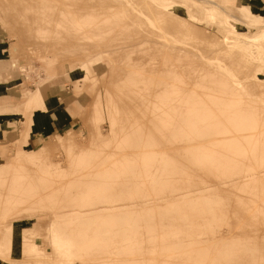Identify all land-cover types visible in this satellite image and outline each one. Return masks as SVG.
I'll return each mask as SVG.
<instances>
[{
    "label": "rangeland",
    "instance_id": "374dc122",
    "mask_svg": "<svg viewBox=\"0 0 264 264\" xmlns=\"http://www.w3.org/2000/svg\"><path fill=\"white\" fill-rule=\"evenodd\" d=\"M156 1L169 9L173 15L184 17L188 25L196 29L198 33L196 36L199 35L208 42H205L203 38L198 39L195 35L192 37L193 42L192 38L190 39L183 32L180 36L181 31L179 32L178 27L176 28V17L171 21L176 22L172 23L174 30L172 27L170 29L171 25H167V22L164 23V28L167 26L165 30L170 29L171 31H168L172 32L171 34L164 31L160 24L163 30L158 29L165 37L162 35L159 38L160 33L156 34L159 40L156 42L157 39H150L148 37L150 35L146 34L148 37L146 39L142 35L146 30L142 28L139 21L138 24L136 23L137 18L132 17L124 7L128 5L131 10H137V6L145 7L142 3H129L128 1L117 4L112 1L99 3V0H85L84 2L82 0H29V2L28 0H0V92L4 95L7 89H10L12 94L17 95L24 107L18 140L24 134L25 149L29 150L37 148L50 138H58L67 134L73 138L75 136L74 139H78V142L86 148V150L75 151L74 148L64 144L65 148L63 143L57 142L52 149L49 147L43 152V154L47 152L45 154L47 160L43 155V161H28L14 156L18 140L4 147L0 146V221L3 217H9L5 219L6 222L12 221L0 228V236L5 235L0 237V242L25 233L34 236L44 248L43 252L47 253L51 242L45 240V235H51L52 231L63 233L73 238L72 244L77 250L74 251L75 256L70 258L69 264H166L167 262L174 263L182 258L183 261L191 260L192 262H189L192 264L193 262L195 264H264V220L263 222L261 220L264 218L262 216L264 211H261L264 208L262 206L264 205V82L257 86L250 76L256 73L258 77L264 78V42L258 45L251 44V51L253 50L254 54L251 56L246 54V48L236 46L232 51L230 49L227 51L222 50L225 48L222 46L223 43L220 45L216 43L220 50L218 46L217 49H213L215 45L209 44L210 38L217 39L219 42L228 34L240 37L243 34L255 35L261 31L264 28V0ZM257 1L263 5L258 9H251L252 13L250 17H247L245 13L248 8L245 6L247 3H257ZM109 4L112 5V9L109 8ZM113 6L117 7L116 11L122 7V11L116 12ZM149 7L147 12L149 10L152 12V7L150 9ZM68 8L70 9L69 15ZM80 8L86 10V14L82 12V15L83 10ZM72 9L77 10V13ZM138 12L148 19V13L145 10ZM55 13H61L60 18L67 14L66 27H58L56 17L59 19V16ZM121 14L126 15V18H124L125 25L119 28L117 22L112 19L115 15L120 16ZM87 18L90 22H84V24L87 25L86 32L89 33L81 34V37L87 38L84 40L85 44L93 45L90 46L92 49L98 47L99 49L95 51H110L98 63L90 59L92 65L90 69L86 65L81 66L78 63L80 60H77L80 59V57L77 58L80 48L75 44L83 42V38L75 40L64 38L70 26H73L70 21ZM113 26H117L116 32L111 30ZM137 26L140 27L139 32L142 31V34L136 33L135 27L137 29ZM54 28H60L59 31L63 29L64 35L63 32L57 33L58 30L55 31ZM158 29L157 32H159ZM202 33L207 35L204 36ZM57 35L60 38H57ZM166 36L172 41L168 38L166 40ZM169 43L172 47L175 44L177 47L171 49ZM249 43L251 42L243 41L239 44L247 46ZM65 44L68 47L72 45V48L66 49ZM112 50H115V53L111 52ZM71 51L76 52L77 55L75 56L74 52L73 55H67L69 52L72 54ZM242 57H244L243 62ZM241 66L248 67L246 69L248 73L252 72L250 75L246 73L249 77H244L247 81L240 88L247 98L245 101H241L238 94L223 93L226 90L221 79L224 73H231L236 77L234 73H239L238 70L236 69L237 72L232 70ZM170 67L186 75L183 85L180 83L183 89L187 88V91L194 90L197 93L193 96L198 99V102L192 113L199 117H196L197 123H206L204 119L207 120L209 117V124L213 120L219 122L218 116H215L217 114L223 117V120L220 117V123L224 122L228 126V121L237 120L239 125L242 123L245 127L229 125L227 134L222 133L219 136V138L224 137V140L227 137V143L220 140V144L217 145H210L213 141L209 137L195 133V141H189L181 147L175 144L174 147L169 143L172 139L171 134L167 137L168 139L166 138L169 140V142L166 141L169 145L164 144L162 148L166 150L169 146L172 149V145L174 147L172 151H165L161 147L155 150L159 146L154 147L151 143L156 140L153 135L156 132L148 128L151 124L154 126V122L156 126L160 124L154 121L156 119L153 112L163 106L158 105L157 109L154 108L157 104L155 105L153 100L155 99L156 102L155 92L158 84L163 79L167 80L164 69H170ZM129 72L135 80L129 76ZM155 79L156 81H153ZM150 83L151 87L145 88V85H150ZM153 87L156 89L154 90ZM38 91H41L40 100L35 103L28 100V97ZM120 92H122L121 95H118ZM146 94L149 98H146ZM53 95L60 104L67 103V110L75 118V124L69 125L57 133V136L34 140L29 144L34 113L46 108L57 109L58 107L55 99L46 101L44 98V96L50 98ZM149 95H153L154 99H151ZM220 98L221 103L218 102ZM6 99L8 98L3 97L1 103L4 104ZM150 104L152 110L149 107ZM141 108L145 109L142 111ZM168 109L171 108L168 107ZM161 110L160 112L157 110V115L161 113ZM203 112L206 115H203ZM171 113L173 114L172 111ZM148 114L153 116L154 124ZM158 116L160 117L161 114ZM170 116L166 112L164 118H160L165 119L166 124V120L170 123L174 119ZM240 116L242 120H239ZM145 118L151 123L145 124L147 131L146 128L144 129L146 132L149 131L150 135L144 131L149 137L143 131L139 133L141 129L138 128L143 125L141 127H139L140 124L136 125L139 122L146 123ZM133 120L139 121L133 123L136 127L131 126ZM128 121L131 125H127ZM214 121L211 125L215 124ZM152 126L151 128L154 129L155 126ZM126 128L136 130L135 134L138 139L135 135V140L130 139L134 132ZM156 128L154 130L158 131L159 128ZM173 128L170 127L171 130ZM170 129L167 130L170 131ZM232 129L236 133H232ZM94 130L97 132L95 135ZM89 132L92 134L90 135ZM128 136L132 141H128L130 145L125 142ZM150 136H153L154 141L150 140L152 142L146 148L147 141L145 143V140H149ZM157 145L160 144L157 143ZM150 146L152 148H149ZM177 148L181 151L180 153ZM211 148L214 150L213 153H211ZM158 150L161 153L157 152ZM183 151H185L184 154ZM145 152L148 155L144 154ZM215 154L221 156L219 158L222 159L213 160ZM146 155L148 157L144 159ZM157 157L159 161L154 160ZM166 157L171 158L172 163L177 164L180 169L184 168L183 163H186L187 172L183 176L184 179L181 177L177 180L176 178L177 182L174 184L176 188L167 195H163L160 173L155 166L160 165L159 162L163 163L162 160ZM156 160L158 162H154ZM142 161H145V164ZM10 163L13 164L10 165ZM146 163L150 164V167ZM125 171H130L132 174L124 175ZM229 173L230 176H228ZM257 189L259 194L256 192ZM254 202L255 206L252 205ZM72 207L75 210L71 209ZM250 215L258 216L255 220ZM177 226H180L181 231L172 233ZM165 229L172 231H169L168 235L173 237V241L167 242L162 239L167 235ZM160 236H162L161 239ZM19 244L20 242L16 243V245ZM19 249L20 247L16 246L15 250L18 253L14 252L16 253L15 258L23 260ZM98 251H103V253L97 254ZM185 256L188 258L186 259ZM40 258L45 259V255ZM57 258L66 259V256L58 255ZM31 260H28V263L34 264L33 261L30 262ZM0 264L12 263L2 262L0 258Z\"/></svg>",
    "mask_w": 264,
    "mask_h": 264
},
{
    "label": "bare ground",
    "instance_id": "6f19581e",
    "mask_svg": "<svg viewBox=\"0 0 264 264\" xmlns=\"http://www.w3.org/2000/svg\"><path fill=\"white\" fill-rule=\"evenodd\" d=\"M34 1V0H33ZM42 1V0H41ZM65 1H67V0H65ZM73 1V0H72ZM74 1H76V0H74ZM83 2L85 1V0H82ZM87 1H89V0H87ZM91 1V0H90ZM97 1V0H96ZM100 2L99 3H110L111 1L112 2H114V4H117V3H126V2H124V1H128L129 3L130 2H134V3H142V5L143 6H145V7H136L137 8V10L135 11V10H131V8L128 6V5H124V7L127 9V11H128V13L132 16V17H135V18H137L136 19V23L139 21L140 23H141V26H142V28L144 29V30H146L143 34L141 33V32H139V28L140 27H138L137 29H136V27H135V30H136V33L137 32H139V33H141L142 35H144V37L147 39L148 37L150 38V39H157V36H156V34H158V33H160L159 35L160 36H158L159 38H161V36L163 35V34H161V32H160V30L162 31L163 30V28H164V26H165V22H167V25H171L170 26V29H172L173 28V30H174V27H172V26H174V25H172V23L173 22H175V21H173V22H171L172 21V19L173 18H175L176 19V21H177V26H176V28L177 29H179V32L181 31V35L180 36H182V32H183V34L184 35H186L187 37H193L194 35H195V37H198V39L199 38H203V37H199V35L198 36H196L198 33H197V31H195L196 29H193L192 28V26H190V25H188V22L184 19V17H182V16H180V15H177V16H175V15H173V13L169 10V9H167L166 7H164L162 4H159L156 0H99ZM23 2V1H22ZM21 2V3H22ZM28 2H29V0H28ZM95 2V1H94ZM19 3V2H18ZM32 3V2H31ZM45 3V2H44ZM79 3H81V2H79ZM145 3V4H144ZM250 3H253V2H250ZM113 4V5H114ZM152 4V5H151ZM244 4V3H243ZM134 5V4H133ZM62 6V5H61ZM132 6V5H131ZM149 7V9L152 7V12L149 10V12L152 14V15H150V13L149 12H147L148 10H147V8ZM47 7H49V6H47ZM112 7V5L110 6V4H109V8H111ZM113 7H115V11H116V9H117V7L116 6H113ZM135 7V6H134ZM246 8H248L247 9V11H246V13H245V15L247 16V17H250V14L252 13V11H251V8H252V5L251 4H247L246 6H245ZM46 8V7H45ZM65 8V7H64ZM77 8V7H76ZM84 8V7H83ZM83 8H80V10L82 9L83 10ZM118 8H119V6H118ZM121 9H122V7H120ZM139 8H140V10H139ZM146 8V9H145ZM47 9V8H46ZM67 9V8H66ZM69 9V8H68ZM78 9V8H77ZM87 9H89V8H87ZM112 9V8H111ZM120 9V10H121ZM142 9L143 10H145L146 11V13H148V19L147 18H144V17H142L140 14H139V12L138 11H142ZM54 10V9H53ZM58 10V9H57ZM61 10V9H60ZM63 10V9H62ZM73 11H74V9H72ZM119 10V11H120ZM59 11V10H58ZM64 11V10H63ZM69 11H70V9L67 11L68 12V15H69ZM72 11V12H73ZM77 11V10H76ZM76 11H74V12H76ZM91 10H89V12H90ZM119 11H116V12H119ZM122 11V10H121ZM52 12V11H51ZM65 12V11H64ZM84 13V14H86L85 12H86V10H83V11H81V13ZM116 12H115V14H116ZM77 13V12H76ZM78 13H80V12H78ZM81 13H80V15H81ZM83 13H82V15H83ZM114 13V12H113ZM123 13V12H122ZM56 15L58 14V13H55ZM61 14V13H60ZM60 14H58V16L60 15ZM74 13H72V15H73ZM119 14V13H118ZM50 15H52V14H50ZM55 15V16H56ZM75 15V14H74ZM77 15H79V14H77ZM114 15V14H113ZM122 15V16H121ZM120 16L119 15H115V17H113V21H116L117 22V24H118V26H119V28L121 27V26H123V25H125V21H124V18H126V15H124V14H121ZM41 16V15H40ZM46 16V15H45ZM83 17H85V16H83ZM121 17V18H120ZM42 18V17H41ZM71 18V17H70ZM79 18H81L80 16H79ZM115 18V19H114ZM178 18V19H177ZM46 19V18H45ZM54 19H55V17H54ZM54 19H53V21H54ZM69 19V18H68ZM35 20H37V19H35ZM72 20H73V18H72ZM122 20V21H121ZM33 21H34V19H33ZM40 21V20H39ZM38 21V22H39ZM45 21H47V22H51L50 20H45ZM123 21H124V23H123ZM56 22H57V24H58V27H60V26H62V27H66V22H67V14L66 15H64V16H62L61 18H60V16H59V19L56 17ZM84 22L85 23H89L90 22V19H80V20H77V19H75V21H73V22H71L70 21V23H72L73 24V26H70V28H72V29H68V31L66 32L67 34L65 35V37L64 38H66L67 40H68V38H70L71 40H73V38H74V40L75 39H79L80 37H81V34L82 35H85L86 33H89V32H86V26L87 25H85L84 24ZM121 22H122V24H121ZM161 22H163V23H161ZM33 23V22H32ZM40 23V22H39ZM176 23V22H175ZM175 23H173V24H175ZM68 24V23H67ZM121 24V25H120ZM138 24V23H137ZM145 26V27H143V25ZM160 24H162V26H163V28L161 27V25ZM164 24V25H163ZM70 25V24H69ZM128 25V24H127ZM131 25L133 26V24L131 23ZM131 25L129 24L128 26H130L131 27ZM168 26V27H169ZM172 27V28H171ZM39 28V27H38ZM97 28V27H96ZM122 28V27H121ZM125 28V27H124ZM133 28V27H132ZM158 28H160V30L158 29ZM166 28H167V26H166ZM166 28H164V31H166L165 29ZM40 29V28H39ZM56 29V30H55ZM59 29L60 28H54V30L55 31H57L58 30V32L57 33H62L63 32V35H64V32L65 31H63V29H62V31H59ZM157 29L159 30V32H157ZM170 29H168V30H170ZM43 30V29H42ZM45 30V29H44ZM61 30V29H60ZM112 31H114V32H116L117 30H118V28H117V26H113L112 27V29H111ZM133 30H134V28L132 29V32H133ZM167 30V31H168ZM172 30V31H173ZM176 30V29H175ZM37 31H38V29H37ZM120 31H121V29H120ZM166 31V32H167ZM171 31V30H170ZM201 31V30H200ZM169 32V31H168ZM173 32H175V31H173ZM170 33V32H169ZM172 33V32H171ZM170 33V34H171ZM176 33H178V31L176 32ZM141 34H139V35H141ZM150 35V36H148L147 37V35ZM174 34V33H173ZM172 34V35H173ZM203 34V33H202ZM60 35V34H59ZM59 35H57L58 37L57 38H60V36ZM80 35V36H79ZM146 35V36H145ZM204 36L205 35H207V34H203ZM36 36V35H35ZM164 37H165V35H163ZM37 37V36H36ZM63 37V36H62ZM133 37H136V36H133ZM153 37V38H152ZM184 37V36H183ZM206 37H208V36H206ZM81 38H83V42H80V44L78 43V44H75V43H77V42H75L74 44H75V46L76 45H79L78 47L80 48L79 49V51H80V53L78 54V56H77V58L78 57H80V59H77V58H75V59H77V60H80L78 63H80V65L81 66H84V65H86V67H88L89 69L90 68H92V65H91V61H90V59H94V63H98L102 58H104V55H107V53L109 52L110 53V51H107V50H102V51H95V50H98L99 48L98 47H95L94 49H92V48H90V46L92 47L93 45H88L87 43V45L85 44V42H84V40H86L87 38L86 37H81ZM167 38H168V40H170L171 38H169V37H167L166 36V40H167ZM189 38H186V39H189ZM190 38V39H191ZM214 38V37H213ZM142 39H144V38H142ZM189 39V40H190ZM197 39V38H196ZM204 39V38H203ZM208 39H209V37H208ZM136 40V39H135ZM134 40V41H135ZM139 40V39H138ZM192 40H193V42H194V39L192 38ZM202 40V39H201ZM205 40V39H204ZM204 40H202V41H204ZM210 40V42H209V44H213L212 46H214L215 48H213V49H217V48H219V45H220V43H223L224 45H222L223 47H225L224 49H222V50H227V51H232V49H234V47H236V46H238V47H242V48H246V54L248 55V56H251L252 54H253V50L251 51V48H252V43L253 44H256V45H258L259 43H261V42H264V28L261 30V31H259L257 34H255V35H248V34H243V36H235V35H233V34H228V35H226L225 37H223V39L222 40H219V42H218V40L216 39V40H213L212 38H210L209 39ZM212 40V41H211ZM140 41H143V40H140ZM145 41V40H144ZM156 42L157 41H159L158 39L157 40H155ZM171 41H172V39H171ZM197 41V40H196ZM207 40H205V42H206ZM221 41V42H220ZM243 41H247V42H251V43H249L247 46H244L243 44H239L240 42H243ZM88 42V41H87ZM132 42V41H131ZM130 42V43H131ZM137 42V41H136ZM146 42V41H145ZM154 42V41H153ZM174 42V41H173ZM172 42V43H173ZM199 42V41H198ZM201 42V41H200ZM208 42V41H207ZM138 43V42H137ZM140 43V42H139ZM142 43V42H141ZM163 43H164V41H163ZM203 43V42H202ZM215 43V44H214ZM216 43L217 44H219V45H217L216 46ZM117 44V43H116ZM142 44H144V43H142ZM155 44H157V43H155ZM170 44V43H169ZM175 44V43H174ZM173 44V45H174ZM197 44V43H196ZM67 44H65V46H66ZM129 45V44H128ZM153 45V44H152ZM162 45V44H161ZM164 45V44H163ZM211 45H210V48H211V51H213V49H212V47H211ZM56 46V45H55ZM64 46V47H65ZM72 46V45H71ZM70 45H69V47H71ZM96 46V45H95ZM115 46V45H114ZM138 46V45H137ZM143 46V45H142ZM141 46V47H142ZM158 46V45H157ZM165 46V45H164ZM169 46H171V49L173 48V47H177L176 46V44H175V46H173L172 47V45L170 44ZM67 47H68V45H67ZM67 47H65L66 49H69V47L67 48ZM116 47H118V46H116ZM179 47V46H178ZM217 47V48H216ZM231 47H233V48H231ZM72 48V47H71ZM77 48V47H76ZM115 48V47H114ZM131 48V47H130ZM133 48V47H132ZM138 48V47H137ZM153 48H155V47H153ZM167 48H168V41H167ZM209 48V49H210ZM59 49V48H58ZM66 49H64V50H66ZM158 49V48H157ZM169 49V48H168ZM176 49H178L179 50V48H175V50ZM230 49V50H229ZM62 50H63V48H62ZM62 50L60 51V52H62ZM131 50V49H130ZM218 50H220V48L218 49ZM59 51V50H58ZM115 51V50H114ZM113 50L111 51V52H114ZM128 51V50H127ZM210 51V52H211ZM65 52V51H64ZM72 52V54H70V52H69V54H67V55H73V52L74 51H71ZM75 54V56L77 55V53L76 52H74ZM115 53V52H114ZM221 53H222V51H221ZM256 53V52H255ZM64 53H62V55H63ZM81 54V55H80ZM137 54V53H136ZM178 54H180V53H178ZM209 54V53H208ZM214 54V53H213ZM218 54H219V52H218ZM240 54V53H239ZM238 54V55H239ZM245 54V55H246ZM257 54H260V52H257ZM61 55V54H60ZM246 55V56H247ZM254 55V54H253ZM112 56H113V54H112ZM242 56H243V54H242ZM255 56H257V55H255ZM259 56V55H258ZM55 57V56H54ZM53 57V59L55 60V58ZM260 57V56H259ZM112 58H114V57H112ZM244 57H242V59H241V61L243 62L244 61V59H243ZM256 58H258V57H256ZM58 59V58H57ZM153 59V58H152ZM246 60H247V58H245ZM76 60V61H77ZM151 60V59H150ZM113 61V60H112ZM114 62V61H113ZM246 62V61H245ZM248 63V66H249V61L247 62ZM168 64V63H167ZM245 66V65H244ZM141 69V68H140ZM235 70H232V71H236L237 72V70H238V72L239 73H234V74H236V77H238V78H236L235 77V75H233V74H231V73H229V74H226V73H224L222 76H221V79L223 80V86H224V89L226 90V92H223V93H228V92H230V93H232V94H238V95H240V100L241 101H245V100H247V98L244 96V93H243V91H242V89H240L241 87H242V85H243V83H245L246 81H247V78H244L245 76L246 77H249V75L252 73H248V71H246V69H248V67H243V66H241V67H238V68H234ZM237 69V70H236ZM164 71H165V75H166V78H167V80H165V79H163L159 84H158V89H157V91L155 92V94H156V96H157V99H156V102H155V99L153 98L154 96V90L156 89V88H154L153 87V92H152V96L151 95H149V96H151L150 98L151 99H154L153 101H154V103H155V107H154V105H153V107L154 108H158V105H159V107L161 106H163L162 108H163V110H161V109H157L158 110V112H160V110H161V113H159L158 115H160L161 114V118H164L163 116L166 114V112L169 114V116L172 114H170V112L172 111L173 112V114H175V115H173L172 114V116H170V117H174V122H173V120H171L172 122H168V120H169V117H168V115H166V117H167V119L168 120H166V124H165V119H161L158 115H157V110H155V109H153V110H155L153 113L155 114V116H154V118L156 119V120H154V118H153V116H150L149 114V118L152 120V123L154 122V121H158L160 124L159 125H157L158 126V128H156L157 126H156V122H154L155 123V127L154 126H152V124L151 123H149V119L147 120L146 118V120H145V122L146 123H143L142 124V122L140 123L139 121H137L136 122V120L134 121V122H132L131 124H130V122L127 124V125H131V126H135V124L133 125V123H138V124H136V125H139V127H141L142 125L144 126H142L141 128H138L139 130V133L141 132V131H145L144 129L146 128V131H147V126H145V124H147V125H149V124H151V125H149V127L150 128H148V130H153L154 131V133L155 134H153L154 135V140H153V136H150V138H149V140H145V143H146V141H147V145H146V148H148V144H150L152 141H154V142H152L151 144H153L152 146H154L155 147V145L158 147V148H155V150H157V149H159L160 147L162 148V147H164V144H165V146L166 145H169V144H167V142H169V140H167L168 138V136H170L171 134V136H172V139H171V141L169 142V143H171L173 146L175 145V144H177L178 145V147L180 146H184L185 144H187L189 141H195V138H194V134L196 133V134H198V135H200V136H207V137H209L210 138V140L211 141H213V144H211L210 143V145H217L218 143L220 144V140H224V137H222V138H219V136L222 134V133H226L227 134V130H229V129H227V127L230 125H232V127H245V124L243 125L242 123H240L241 125H239V123L237 122V120H233V121H228V126H227V124H225L224 122L223 123H220V119L222 118V120H223V117H219V115H217V114H215V116L217 117L218 116V120H219V122L218 121H214V123L215 124H213V125H211L212 124V122H211V124H209V122L210 121H208L209 119H210V117H209V119H207L206 120V118L204 119L203 117H201V119L203 118L205 121H206V123H203V124H199V123H197L198 121H196V120H198V119H196V117L197 116H195L194 114V117H193V115H192V113L194 112V110H195V108H196V103L198 102V99H196V98H194L193 96H195L197 93H195V91L194 90H188L187 91V88L185 89H183V82H185V74H183L182 73V71H179V70H174V69H171V67H170V69H164ZM164 73V72H163ZM246 73H248V74H246ZM245 74V75H244ZM129 76H131L130 75V72H129ZM149 76V75H148ZM251 76V80H252V82H254L257 86H259V85H261L263 82H264V78H261V77H258L257 76V74L256 73H253V74H251L250 75ZM158 77V76H157ZM156 77V78H157ZM131 78L133 79V80H135V78L134 77H132L131 76ZM155 78V77H154ZM159 78V77H158ZM160 80V79H159ZM143 81V80H142ZM153 81H156V79L155 80H153ZM248 82H250V81H248ZM180 83L182 84L181 86H180ZM185 84V83H184ZM154 85H156V84H154ZM151 87V83H150V85L148 84H146L145 85V88H150ZM144 89V88H143ZM181 89H182V91H181ZM145 91V90H144ZM186 91V92H185ZM151 92V91H150ZM182 92V93H181ZM121 93L122 92H120V94H118V95H121ZM229 93V94H230ZM148 94V93H147ZM147 94H146V98H149L148 96H147ZM114 95V94H113ZM193 97V98H192ZM40 98H41V94H40V92L38 91V92H36V93H34L33 94V96L31 97V102L32 103H35L36 101H38V100H40ZM242 98V99H241ZM151 99L149 100V102L151 101ZM224 99V98H223ZM117 100V99H116ZM147 100V99H146ZM152 101V102H153ZM168 101H170V102H168ZM172 101V102H171ZM219 101H222L221 100V98L218 100V102ZM224 101V100H223ZM227 101V100H226ZM229 101V100H228ZM124 102V101H123ZM151 102V103H152ZM206 103H208V102H206ZM219 103H221V102H219ZM228 103V102H227ZM123 103H121V105H122ZM148 104V103H147ZM223 104H225L224 102H223ZM152 105L150 104V106L149 107H151ZM148 107V108H149ZM168 107L169 108H171V109H168ZM139 109V108H138ZM142 109V111L145 109H143V108H141ZM141 109H140V111H141ZM151 110H152V107L150 108ZM149 109V110H150ZM204 109V108H203ZM167 110H169V111H167ZM198 110V109H197ZM196 110V111H197ZM131 111V110H130ZM136 111V110H135ZM134 111V112H135ZM162 111H164V112H162ZM195 111V112H196ZM206 111H208V109L206 110ZM133 112V113H134ZM151 112V113H152ZM130 114H131V112H129ZM132 113V114H133ZM136 113H138V112H136ZM135 113V114H136ZM145 113V112H144ZM148 113V112H147ZM150 113V112H149ZM152 113V114H153ZM162 113L164 114V115H162ZM196 114H197V112H196ZM205 114V112H203V115ZM137 115V114H136ZM157 115V116H156ZM198 115V114H197ZM206 115V114H205ZM142 116V115H141ZM210 116H212V115H210ZM130 117V116H129ZM128 117V118H129ZM140 117V116H139ZM208 117V116H207ZM213 117V116H212ZM238 117V116H237ZM143 118V117H142ZM197 118H199V117H197ZM215 118V117H214ZM140 119H141V117H140ZM158 119H161V120H158ZM171 119V118H170ZM188 119V121H185V120H187ZM216 119V118H215ZM225 119V118H224ZM243 118H242V116H240L239 117V120H242ZM129 120V119H128ZM151 120H150V122H151ZM154 120V121H153ZM163 120V121H162ZM181 120V121H180ZM200 120V119H199ZM132 121V120H131ZM236 121V122H235ZM143 122H144V120H143ZM163 122V124L161 125V123ZM204 122V121H203ZM153 123V124H154ZM208 123V125H206ZM92 125V124H91ZM250 125V124H249ZM130 126V127H131ZM151 126L152 127H154V129L156 128V129H158V131L156 130H154L153 128H151ZM248 126V125H247ZM251 126V125H250ZM125 127V126H124ZM127 127V126H126ZM136 127V126H135ZM170 127L171 128H175V130H174V128L171 130L170 129ZM249 127V126H248ZM254 127V126H253ZM92 128V127H91ZM229 128V127H228ZM231 128V127H230ZM88 129H90V128H88ZM92 129H94V127L92 128ZM97 129V128H96ZM126 129H128L129 131L132 129V128H126ZM136 129V128H135ZM167 129H170V131L169 130H167ZM234 129V128H233ZM232 129V130H233ZM238 129V128H237ZM91 130V129H90ZM235 130V129H234ZM234 130H233V132L232 133H236V131L234 132ZM95 131V130H94ZM127 131V130H126ZM128 131V132H129ZM131 131H133V130H131ZM136 131V130H135ZM135 131H133L134 132V134H132L133 132H130L133 136L130 138V139H133V140H135L137 137H136V135L137 134H135L136 132ZM145 131V132H146ZM209 131V132H208ZM231 131V130H230ZM92 132V131H91ZM128 132H127V134H128ZM144 132V134H146V133H148V132H146L145 133ZM151 132V131H150ZM170 132V133H169ZM238 132V131H237ZM97 132L95 131V133H94V135L96 134ZM129 133V134H130ZM138 133V134H139ZM229 133V132H228ZM232 133H230L231 135H232ZM66 134V133H65ZM71 134V133H70ZM89 134H90V132H89ZM92 134V133H91ZM90 134V135H91ZM67 135V134H66ZM64 135V136H60V137H58V138H50V140L49 141H46V142H44V143H42V144H40L37 148H33V149H29V150H26L25 149V143H26V139H25V135L23 134L22 135V137H21V139H19L18 140V144L16 145V152L14 153V156H19V159H24V160H44V156H45V154L47 153H45V154H43V152L44 151H46L49 147H50V149H52V147L53 146H55V143H57V142H61V143H63V145L64 144H66L67 146H69L70 148H74L75 149V151H77V150H86V148H85V146L84 145H82L80 142H78L79 140L77 139H74L75 138V136H74V138L72 137V136H69V135ZM89 135V137L91 138V136ZM134 135H135V137L136 138H134ZM140 135V134H139ZM147 135V134H146ZM146 135H144V136H146ZM148 135H150L149 133H148ZM147 135V136H148ZM156 135H157V138H156ZM57 136V135H56ZM97 136V135H96ZM129 137L130 136H128V139H126L127 141H125L127 144H129L130 142H132V141H130V139H129ZM149 137V136H148ZM148 137H146L147 139H148ZM258 137V136H257ZM140 138V137H139ZM167 138V139H166ZM171 138V137H170ZM226 138L227 137H225V142L227 141L226 140ZM231 139H232V137H230ZM229 137H228V139H230ZM94 139H95V137H94ZM138 139V138H137ZM92 140V139H91ZM144 140V139H143ZM150 140H152V141H150ZM89 141V140H88ZM128 141H130V142H128ZM148 141H149V143H148ZM167 141V142H166ZM221 141V142H222ZM92 142H93V140H92ZM97 142V141H96ZM233 142V141H232ZM89 143V142H88ZM157 143H159L160 145H157ZM227 143V142H226ZM230 143V142H229ZM90 144V143H89ZM93 144V143H92ZM170 144V145H171ZM66 145H64L65 146V148H66ZM130 145V144H129ZM171 145V148L173 149L174 147ZM11 147H13V146H11ZM177 147V146H176ZM222 147V146H221ZM232 147H233V145H232ZM15 148H13V150L15 149ZM149 148H152L151 146L149 147ZM183 148V147H182ZM181 148V149H182ZM210 148V147H209ZM162 149H164V148H162ZM161 149V151H163L164 152V150H162ZM172 149H170V147L168 146L167 147V149L166 150H171L172 151ZM212 149V152L211 153H213V148H211ZM223 149V148H222ZM9 150V149H8ZM11 150V149H10ZM73 150V149H72ZM165 150V151H166ZM174 150H176V148L174 149ZM173 150V151H174ZM177 150H178V153H180L181 151L177 148ZM202 151V150H201ZM8 152H10V151H8ZM156 152V151H155ZM157 152H159V153H161L159 150L157 151ZM175 152H177V151H175ZM184 152L185 151H183V154H184ZM203 152V151H202ZM149 153V152H148ZM165 153V152H164ZM144 154H147L146 152L144 153ZM150 154V153H149ZM153 154V153H152ZM151 154V155H152ZM154 154H156V153H154ZM182 154V153H181ZM9 155V154H8ZM44 155V156H43ZM148 155V154H147ZM144 156V159L146 158V157H148V156ZM165 155V154H164ZM163 155V156H164ZM13 156V157H14ZM72 156H73V154H72ZM161 156V155H160ZM166 156V155H165ZM214 156V155H213ZM213 156H212V159H213ZM11 157V156H10ZM143 157V156H142ZM153 157H155V155L153 156ZM219 157H221V156H219V155H216L215 154V157H214V159L213 160H220V159H222V158H219ZM247 157V156H246ZM15 158V157H14ZM164 158V157H163ZM209 159L211 158V157H208ZM233 158V157H232ZM68 159V158H67ZM155 159H157L158 160V157L157 158H154V160ZM160 159V158H159ZM162 159V158H161ZM206 159V158H205ZM227 159V158H226ZM45 160H47V156H45ZM71 160V159H70ZM141 160H142V158H141ZM154 161V162H158V161ZM207 160V159H206ZM249 160V159H248ZM68 161H69V159H68ZM162 161H164L163 163H161V162H159L160 163V165L158 164V166H155V167H157L156 168V170H159V173H160V178H161V191H162V194L163 195H167L168 193H170L174 188H176V185H174L175 184V182H177L176 181V178H177V180L179 179V178H183V176H185V174H186V169H185V165H186V163H183V165H184V168H182V169H180L179 167H178V165L177 164H174V163H172V159L171 158H169V157H166L165 158V160L163 159ZM143 163L145 162V161H142ZM153 162V163H154ZM149 163H151V162H149ZM153 163H152V165H153ZM249 163V162H248ZM11 164H13V163H10V165ZM145 164V163H144ZM146 164H148V163H146ZM217 164V163H216ZM150 164H148V166H149ZM247 165H249V164H247ZM246 165V166H247ZM147 166V165H146ZM228 166V165H227ZM244 166H245V163H244ZM261 166V165H260ZM59 167V166H58ZM150 167V166H149ZM154 167V168H155ZM64 168V167H63ZM231 168V167H230ZM152 169V168H151ZM124 170H125V168H124ZM152 171V170H151ZM221 171V170H220ZM226 171V170H225ZM6 172V171H5ZM152 172H154V171H152ZM215 174H216V172H214ZM233 173V172H232ZM235 174H236V172H234ZM241 173V172H240ZM258 173V172H257ZM51 174V173H50ZM127 174H129V175H131L132 174V172H128V171H125V173H124V175H127ZM149 174L151 175V172H150V170H149ZM148 175V174H147ZM250 175V174H249ZM257 175V174H256ZM260 175V174H259ZM228 176H230V173H229V175ZM187 177V176H186ZM195 178V177H194ZM228 178V177H227ZM234 178V177H233ZM184 179V178H183ZM220 180H221V178H220ZM222 180H223V178H222ZM207 182L209 181V180H206ZM207 182H205V183H207ZM210 183H211V181H209ZM221 183V182H220ZM224 183V182H223ZM208 185V184H207ZM212 185V184H211ZM262 186H263V184H262ZM209 187V186H208ZM185 188V187H184ZM261 188V187H260ZM221 190H226V189H221ZM229 190H231V189H229ZM264 190V189H263ZM258 191V189L256 190V192ZM261 191V190H260ZM253 192V191H252ZM183 193V192H182ZM222 193V192H221ZM220 193V194H221ZM225 193V192H224ZM223 193V194H224ZM254 193H255V191H254ZM258 194H259V192H257ZM262 193V192H261ZM261 193H260V195H261ZM181 194V193H180ZM186 194V193H185ZM229 194V193H228ZM256 194V193H255ZM257 194V195H258ZM263 194H264V192H263ZM262 194V195H263ZM256 195V196H257ZM178 196V195H177ZM184 196V195H183ZM252 196V195H251ZM173 197V196H172ZM175 197V196H174ZM264 197V196H263ZM263 197H259V198H262L263 199ZM167 198V197H166ZM170 198V197H169ZM163 199V198H162ZM239 199H241L240 197H239ZM236 201H237V199H235ZM250 200H253V199H250ZM255 200V199H254ZM223 201V200H222ZM240 201V200H239ZM263 201V200H262ZM252 202V201H251ZM259 202V201H258ZM234 203V202H233ZM238 204V203H237ZM252 205H254L255 206V202H254V204H252ZM252 205H250V206H252ZM176 206V205H175ZM248 206H249V204H248ZM253 206V207H254ZM262 206H264V205H262ZM180 207V206H179ZM237 207V206H236ZM242 207V206H241ZM181 208V207H180ZM243 208V207H242ZM250 208V207H249ZM255 208V207H254ZM257 208V207H256ZM255 208V209H256ZM260 208H261V206H260ZM71 209H73V210H75V208L74 207H72ZM193 209V208H192ZM196 209V208H195ZM224 209V208H223ZM244 209H245V207H244ZM253 209V208H252ZM263 210H261V211H264V208H262ZM180 210H182V209H180ZM248 210V209H247ZM251 210V209H250ZM258 211H260L259 209H257ZM210 211H211V209H210ZM227 211V210H226ZM239 211V210H238ZM185 212H188V211H185ZM212 212V211H211ZM182 213H184V212H182ZM213 213V212H212ZM245 213V212H244ZM251 213V212H250ZM196 214H199V213H196ZM220 214V213H219ZM229 214V213H228ZM233 214V213H232ZM246 214V213H245ZM263 214H264V212H263ZM203 215V214H202ZM230 215V214H229ZM216 216V215H215ZM241 216V215H240ZM250 216H252V215H250ZM257 216L258 215H255V217L257 218ZM263 217H264V215H262ZM242 217V216H241ZM253 217V216H252ZM251 217V218H252ZM255 217H253V218H255ZM263 217H261V218H263ZM8 219L9 217H3L2 219L3 220H1L0 221V228H2V227H5V226H7L9 223H11L12 221H9V222H6L5 221V219ZM214 219H215V217H213ZM256 218H255V220H256ZM261 218H259V219H261ZM221 220V219H220ZM251 220V219H250ZM262 220V222H263V220H264V218L263 219H261ZM242 221V220H241ZM166 223V222H165ZM244 223V222H243ZM259 223V222H258ZM254 224V223H253ZM210 225V224H209ZM257 225H259V224H257ZM262 224H260V226H261ZM173 226H174V224H173ZM241 225H239V227H240ZM243 226V225H242ZM246 226V225H245ZM237 227V226H236ZM248 227H249V225H248ZM264 227V226H263ZM253 228V227H252ZM171 230L173 229V228H170ZM169 229V231L170 232H172V233H176V232H180L181 231V228H180V226H177L176 228H174L172 231ZM245 229V228H244ZM165 230H167V235L165 236V237H163L162 238V236H160V239L162 238L164 241H167V242H171V241H173L172 239H173V237L172 236H170V235H168V229H165ZM159 233V232H158ZM182 233V232H181ZM151 234V233H150ZM162 234H165V233H162ZM181 235H183V234H181ZM3 236H5V235H2V236H0V237H3ZM12 237V236H11ZM153 237V236H152ZM158 237V236H157ZM235 237V236H234ZM259 237V236H258ZM16 238V239H15ZM6 239H7V236H6ZM73 238L72 237H68V236H66V235H64L63 233H55V232H53L52 231V234L51 235H45V240H49L50 242H51V244L48 246V249H47V253H44L43 251H44V248H42L41 246H40V244L38 243V241H36V239L34 238V236H31V235H26L25 233H20L18 236H14V237H12L11 239H8L7 241H4V242H0V258H1V261L2 262H8V263H12V264H16V263H19V262H21L20 264H29L28 262V260H31V259H33V260H31L30 262L32 263V261H33V263L34 264H55L58 260H60V261H58L57 262V264H69L70 262H71V257L72 256H75V254H74V251H77L74 247H73V244H72V240ZM15 240V241H14ZM189 240V239H188ZM207 240V239H206ZM176 241V240H175ZM18 242H20V244L19 245H16V243H18ZM187 242V241H186ZM192 242V241H191ZM16 246L17 247H20V252H21V254H22V257L24 258L23 260L22 259H18V258H15V256H16V253H18V251H16L15 249H16ZM165 246V245H164ZM172 247V246H171ZM174 248V247H173ZM18 249V248H17ZM176 250V249H175ZM175 250H174V252H175ZM213 250V249H212ZM164 251V250H163ZM14 252H16V253H14ZM103 253V251H98V253L97 254H102ZM170 253V252H169ZM169 253H167V254H169ZM177 253V252H176ZM180 253V252H179ZM165 254V253H164ZM174 254V253H173ZM211 254V253H210ZM45 255V259H41L40 257H42V256H44ZM58 255H64V256H66V259H63V258H61V259H59V258H57V256ZM171 255V254H170ZM181 255V254H180ZM185 255H187V254H185ZM46 256H49L50 258H47ZM163 256H165V255H163ZM168 256V255H167ZM178 256V255H177ZM183 256V255H182ZM195 256V255H194ZM179 257V256H178ZM181 257V256H180ZM214 257V256H213ZM185 258H186V256H185ZM188 258V257H187ZM186 258V259H187ZM210 258V257H209ZM212 258V257H211ZM210 258V259H211ZM176 259H177V257H176ZM191 259V258H190ZM182 260V261H181ZM189 261H191V260H189ZM188 260H186V261H183V258L182 259H179L178 261H174V263H170V262H167L166 264H192L191 262H189ZM65 262V263H64ZM177 262V263H176ZM188 262V263H187ZM193 264H195L194 262H193ZM212 264V263H211Z\"/></svg>",
    "mask_w": 264,
    "mask_h": 264
},
{
    "label": "crops",
    "instance_id": "0c3cea01",
    "mask_svg": "<svg viewBox=\"0 0 264 264\" xmlns=\"http://www.w3.org/2000/svg\"><path fill=\"white\" fill-rule=\"evenodd\" d=\"M252 5L253 9L260 8L263 3H247ZM41 94V91H39ZM33 94V93H32ZM44 94V93H43ZM33 95L28 97L31 99ZM7 97L2 104V98ZM46 101L55 99L58 107L57 109L46 108L42 111H37L33 115V123L31 124V137L28 143L31 144L32 141H38L40 139H46L49 136H54L57 133L66 129L69 125L75 124V118L72 116L71 112L67 110V103L60 104L56 96H51L50 98L45 97ZM27 100V101H28ZM44 103V101H43ZM46 103V102H45ZM24 107L22 103L18 100L17 95L12 94L10 89L6 91V94L0 92V146L4 147L8 143L18 140L19 131H21V121L23 118Z\"/></svg>",
    "mask_w": 264,
    "mask_h": 264
}]
</instances>
